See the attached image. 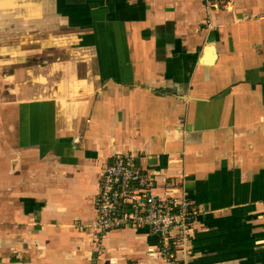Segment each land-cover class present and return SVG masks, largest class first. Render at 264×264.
<instances>
[{
    "label": "crops",
    "instance_id": "crops-1",
    "mask_svg": "<svg viewBox=\"0 0 264 264\" xmlns=\"http://www.w3.org/2000/svg\"><path fill=\"white\" fill-rule=\"evenodd\" d=\"M211 1L0 0V264H165L94 229L123 156L193 206L176 264H264V0Z\"/></svg>",
    "mask_w": 264,
    "mask_h": 264
},
{
    "label": "built area",
    "instance_id": "built-area-1",
    "mask_svg": "<svg viewBox=\"0 0 264 264\" xmlns=\"http://www.w3.org/2000/svg\"><path fill=\"white\" fill-rule=\"evenodd\" d=\"M201 1L207 5V21H211V13L219 5L211 0ZM99 181L98 212L93 224L97 232L106 234L126 227L147 226L159 238L163 254L169 256L165 264H176L174 254H185L192 248L195 211L190 200L186 196L166 199L152 193L157 180L140 170L134 157L115 158ZM162 181L171 188L168 179ZM174 231H178L176 238Z\"/></svg>",
    "mask_w": 264,
    "mask_h": 264
}]
</instances>
